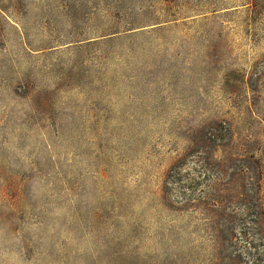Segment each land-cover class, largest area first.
<instances>
[{
	"label": "rangeland",
	"instance_id": "374dc122",
	"mask_svg": "<svg viewBox=\"0 0 264 264\" xmlns=\"http://www.w3.org/2000/svg\"><path fill=\"white\" fill-rule=\"evenodd\" d=\"M0 264H264V0H0Z\"/></svg>",
	"mask_w": 264,
	"mask_h": 264
}]
</instances>
